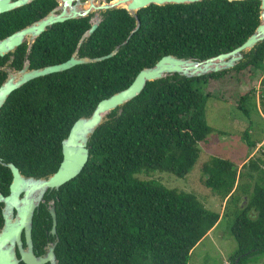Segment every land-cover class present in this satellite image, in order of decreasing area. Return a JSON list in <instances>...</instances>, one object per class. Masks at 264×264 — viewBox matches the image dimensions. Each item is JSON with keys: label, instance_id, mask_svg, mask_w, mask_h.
Returning <instances> with one entry per match:
<instances>
[{"label": "trees", "instance_id": "trees-1", "mask_svg": "<svg viewBox=\"0 0 264 264\" xmlns=\"http://www.w3.org/2000/svg\"><path fill=\"white\" fill-rule=\"evenodd\" d=\"M259 5L258 0L151 5L137 12L139 28L129 39L136 19L121 8L102 12L100 25L81 45L79 56L101 57L119 46L116 55L34 79L12 92L0 109V159L13 163L25 176L48 177L61 162V141L72 124L89 116L100 100L128 87L141 69L165 55L204 60L233 50L258 26ZM91 18L47 28L30 49V68L68 60ZM246 69L263 73L264 88V41L230 70L148 82L137 97L105 117L90 138L82 171L49 195L55 206L59 264L189 263L191 251L220 215L207 210L192 193L135 175L155 170L178 178L189 174L200 157L198 144L211 131L205 120L211 98L205 92L207 81ZM252 93L251 89L243 95L240 103L254 98ZM238 109L249 117V110ZM245 140L249 148L255 146L247 136ZM261 163L262 167L253 160L245 164L251 171L247 177L254 180L250 190L237 186L239 173L230 161L213 157L202 165L206 188L225 201L223 213L232 218L230 233L237 250L227 264H248L264 254ZM0 170L3 191L2 178L10 174L1 165ZM38 216L35 222L48 216L43 206Z\"/></svg>", "mask_w": 264, "mask_h": 264}, {"label": "water", "instance_id": "water-1", "mask_svg": "<svg viewBox=\"0 0 264 264\" xmlns=\"http://www.w3.org/2000/svg\"><path fill=\"white\" fill-rule=\"evenodd\" d=\"M31 0L10 3L9 0H0V14L14 7H19ZM58 6L49 14L31 25L0 40V55L13 51L23 41L27 40L26 57L36 40L48 27L64 23L70 20L88 17L92 15L90 27L80 37L76 49L71 57L59 64L45 66L42 68H29L28 60L24 66L16 72H8L6 79L0 85V109L5 104L12 92L21 88L26 83L48 76L50 74L62 73L79 65L98 63L116 55L119 46L115 47L109 54L88 58L80 57L81 45L96 31L102 21L101 13L112 9H124L136 19V26L129 35L139 28L137 12L141 9L165 5H187L201 2L203 0H56ZM242 1V0H227ZM259 24L255 31L238 47L216 56L194 60L192 58H178L173 55L161 57L153 66L141 69L131 84L108 98L100 100L92 113L86 117L78 118L71 126L68 135L61 141L62 159L57 170L45 178L24 177L11 163L1 164L7 167L12 174L10 194L3 196L0 193V203L3 204V227L0 230V264H18L15 254V245L18 244L22 261L25 264H41L40 259H35L31 253V229L35 210L43 201L47 191L58 190L61 186L79 175L89 158L88 143L95 131L102 125L105 117L113 110L121 107L137 97L144 89L146 83L161 80L172 75L183 78H198L212 73H220L234 68L242 59L243 54L253 49L258 43L264 41V0H258ZM86 5V7H85ZM127 39V40H128ZM126 43V42H125ZM124 43V44H125ZM5 71V69H1ZM264 98V88L262 91ZM1 163V162H0ZM22 195V197H21ZM17 215L13 217V210ZM52 217V233H55L56 216L54 208L50 209ZM24 230L28 241V249L21 248L20 234ZM51 262L57 264L50 248Z\"/></svg>", "mask_w": 264, "mask_h": 264}, {"label": "rangeland", "instance_id": "rangeland-1", "mask_svg": "<svg viewBox=\"0 0 264 264\" xmlns=\"http://www.w3.org/2000/svg\"><path fill=\"white\" fill-rule=\"evenodd\" d=\"M263 73L246 69L229 71L207 81L205 92L211 95L205 106V120L210 128L206 140L198 144L200 157L195 167L184 178L171 173L155 170L144 171L135 175L139 180L156 181L170 190L194 194L205 208L218 213L220 219L207 236L191 251L188 264H227L228 259L237 250V245L230 233L232 218L226 216L225 201L216 193L206 188L207 178L202 165L216 157L230 161L239 173L238 187L252 189L254 180L247 177L250 170L245 168L249 160L256 161L262 167L264 161V98L261 84ZM253 90L250 101L240 103V98ZM243 106L249 110V117L239 110ZM245 136L254 143L248 147ZM259 166V167H260ZM256 177L257 173H252ZM246 202H244V205ZM229 206L226 209V214ZM246 263V262H245ZM248 264H264V254H258Z\"/></svg>", "mask_w": 264, "mask_h": 264}, {"label": "flooded vegetation", "instance_id": "flooded-vegetation-1", "mask_svg": "<svg viewBox=\"0 0 264 264\" xmlns=\"http://www.w3.org/2000/svg\"><path fill=\"white\" fill-rule=\"evenodd\" d=\"M18 1H23V0H9L11 4L16 3ZM57 6H58V3L56 0H31L28 3H25L24 5H21L19 7H14L8 11L1 13L0 14V35H4L3 38H5L31 25L33 22L40 20L41 18L49 14L51 11L56 9ZM28 21H30L28 24H26L25 26H21L22 24ZM3 38H0V40ZM23 45L26 46L25 51L22 48ZM26 52H27V40L23 41V43L19 45L17 48H15L13 51L8 52L4 54L3 56L0 55V85L6 79L8 72H16L24 66L25 62L27 61ZM22 53L24 54L22 55ZM19 64H20V67L18 68ZM2 68L5 69V71H2L1 70ZM29 68H30V63H29ZM0 162H1L0 165L2 163L3 164L10 163V162H3L1 159H0ZM1 166L5 167L3 165ZM17 169L19 170V168ZM0 172L2 171L0 170ZM8 172L10 174L9 178L8 177H4V179L2 178L3 191L0 190V193L3 196H7L10 194L9 188H10V184L12 181V174L9 169H8ZM19 172L24 177H30V176L23 175L20 170ZM52 191H47L45 193L43 197V201L39 204L38 208L35 210L33 219H32V229H31V238H30L31 245H32L31 253L35 259H40V261L43 260L41 264H52L51 255H50L51 247L53 248V254L55 256V261L57 264H59L56 258V254H55V247L58 242V239L56 236L57 231H56V226H55V233H52L53 222H52V217L50 215L51 208H54V212H55L54 200L52 198H49V195L50 193H52ZM3 206L4 205L0 203V230L3 227V223H4L3 213H2ZM41 206L45 208V211L48 214V216L43 217L44 221L39 219V221L35 222L34 220L36 216L40 215ZM16 215H17V211L14 209L13 217L15 218ZM48 221H50V223ZM56 225H57V222H56ZM20 241H21V248L26 251L28 249V241L25 237L24 230L20 234ZM15 254L19 261L18 264H25L22 261L20 248L18 244L15 245Z\"/></svg>", "mask_w": 264, "mask_h": 264}, {"label": "bare ground", "instance_id": "bare-ground-1", "mask_svg": "<svg viewBox=\"0 0 264 264\" xmlns=\"http://www.w3.org/2000/svg\"><path fill=\"white\" fill-rule=\"evenodd\" d=\"M85 7H86V5H85Z\"/></svg>", "mask_w": 264, "mask_h": 264}]
</instances>
